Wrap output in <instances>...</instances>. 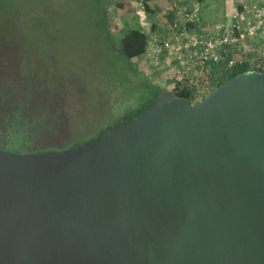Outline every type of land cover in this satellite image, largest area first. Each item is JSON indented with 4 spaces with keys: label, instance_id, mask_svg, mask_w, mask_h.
<instances>
[{
    "label": "water",
    "instance_id": "obj_1",
    "mask_svg": "<svg viewBox=\"0 0 264 264\" xmlns=\"http://www.w3.org/2000/svg\"><path fill=\"white\" fill-rule=\"evenodd\" d=\"M0 264H264V71L160 89L70 150L0 148Z\"/></svg>",
    "mask_w": 264,
    "mask_h": 264
},
{
    "label": "rangeland",
    "instance_id": "obj_2",
    "mask_svg": "<svg viewBox=\"0 0 264 264\" xmlns=\"http://www.w3.org/2000/svg\"><path fill=\"white\" fill-rule=\"evenodd\" d=\"M140 1L0 0V118L10 113L9 106L19 103L24 104L27 116L37 115L33 106L47 102L41 93L33 102L20 90L37 87L40 92H53L59 88L60 94L52 100V108L61 110L59 127L51 135L33 131L29 142L34 147L62 149L92 138L150 102L154 85L142 74L140 64L148 55L127 60L119 45L112 47L106 40L107 26L116 39L122 36ZM247 2L206 0L201 9L203 23H230L228 4L234 11ZM150 6L152 21L158 24V15L168 17L174 9L189 7V1L151 0ZM133 63L137 71L130 68Z\"/></svg>",
    "mask_w": 264,
    "mask_h": 264
},
{
    "label": "built area",
    "instance_id": "obj_3",
    "mask_svg": "<svg viewBox=\"0 0 264 264\" xmlns=\"http://www.w3.org/2000/svg\"><path fill=\"white\" fill-rule=\"evenodd\" d=\"M246 1L243 10L238 5L228 14L232 17L230 23L216 25L203 23L200 0H189V7L184 10H172L169 16L176 13L172 19L159 16L158 24L138 2L129 23L148 36V48L143 55L148 56L140 63L142 74L160 89H197L192 102L195 103L204 98L199 88L206 71L230 74L241 61L254 67L252 59L242 57L255 53L257 47L264 52V0Z\"/></svg>",
    "mask_w": 264,
    "mask_h": 264
},
{
    "label": "trees",
    "instance_id": "obj_4",
    "mask_svg": "<svg viewBox=\"0 0 264 264\" xmlns=\"http://www.w3.org/2000/svg\"><path fill=\"white\" fill-rule=\"evenodd\" d=\"M201 3H204L206 0H200ZM212 1H218V0H212ZM151 0H142V3L146 10L148 11L150 17L153 16L154 11L151 9L150 6ZM118 8L124 9L125 4L123 3H116ZM244 9V4L239 6V10ZM105 11V18L107 21L108 18V11L107 8ZM127 15H129V8H127ZM125 15V17H127ZM172 16L170 19L173 18L174 13L171 14ZM203 20V18H202ZM129 23V20L127 21ZM115 34H113L112 29L107 26V35L106 40L110 42L112 47H115L119 45V51L122 52V54L127 58V60H135L141 58L147 51L148 48V36L147 34L142 31L139 28L132 27V25L126 24L125 29L122 31V36L120 38H115ZM115 38V39H114ZM104 46V45H103ZM105 48V47H104ZM244 58H249L254 61L255 66L252 67L250 63L248 62H238L234 67L233 71L230 74L227 73H220L218 70H209L205 72V76L200 82V88L199 90L202 92L203 97L211 93L214 89H216L218 86L222 85L229 79L235 77L236 75L240 73H244L246 71H249L251 69L264 71L262 68L264 65V52L260 51V49L257 47L255 50V53L249 52L247 55H244L242 57V60ZM138 66L136 63H133L130 68H132L134 71H137ZM118 80H121L118 78ZM153 86V85H152ZM1 89L2 86H0ZM0 89V90H1ZM28 90V91H27ZM27 90H20V92H23L28 95V97L34 102V99L37 97L36 95H40V93L44 96L45 101L42 104L34 105L33 111L37 113V115L34 116H27L26 111L24 109V104L19 103L17 106H12L9 111L10 113L4 117L0 118V137L2 140H5L3 142H0V148L4 150H10L15 151V153H30V152H45V153H52L55 151L63 150V149H72L74 147L80 146L82 143H85L87 141H91L105 133L107 130L112 128L113 126H116L120 124L121 122L131 118L135 114H137L140 110L150 106L152 104L153 97L155 96L156 92L160 90V88H157L153 86V89L151 90V99L150 102L144 104L142 107H140L136 112L130 114L127 116L124 120H117L115 125H110L102 130H100L95 136L92 138H84L80 140L79 142H75L70 144L66 148L62 149H52V148H46V147H34L32 143L29 142L31 139V133L33 131H38L41 133H47L48 135H51V131L55 128L59 127L61 123V118L57 115L61 112V110L57 107H53V102L56 95H59L60 90L59 88L54 89L53 92L51 91H41L38 90L36 87L35 90L33 88H28ZM38 91V92H36ZM197 89L195 88H188L177 86L174 89H172V92L181 97L188 98L191 102L194 100V96ZM41 106V107H40ZM30 110V108L28 109ZM50 132V133H49ZM54 133V132H52Z\"/></svg>",
    "mask_w": 264,
    "mask_h": 264
},
{
    "label": "crops",
    "instance_id": "obj_5",
    "mask_svg": "<svg viewBox=\"0 0 264 264\" xmlns=\"http://www.w3.org/2000/svg\"><path fill=\"white\" fill-rule=\"evenodd\" d=\"M188 1H189V0H188ZM227 8H228V12H229V14H230V13L232 12V11H230V9H231V5L228 4V7H227ZM154 9H155V8H154ZM185 9H186V8H185ZM174 10H175V9H174ZM183 10H184V9H183ZM176 11H177V10H176ZM175 15H176V13H175ZM175 15H174V16H175ZM170 17H171V16H170ZM158 19L160 20L159 15H158Z\"/></svg>",
    "mask_w": 264,
    "mask_h": 264
}]
</instances>
